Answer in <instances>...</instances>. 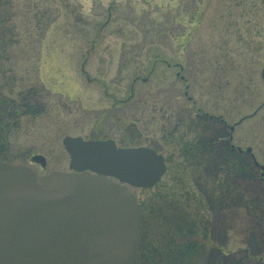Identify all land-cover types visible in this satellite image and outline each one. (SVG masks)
I'll return each instance as SVG.
<instances>
[{
    "label": "rangeland",
    "instance_id": "374dc122",
    "mask_svg": "<svg viewBox=\"0 0 264 264\" xmlns=\"http://www.w3.org/2000/svg\"><path fill=\"white\" fill-rule=\"evenodd\" d=\"M3 1L11 33L1 35L7 46L0 93L14 100L16 117L4 121L0 159L43 156L44 176L71 171L67 136L109 133L122 143L142 138L160 147L158 109L168 94L172 109L187 117L233 125L257 111L236 128L229 148L223 125L201 118L219 160L201 184L177 168L171 146L161 183L131 191L144 209L141 246L150 245L152 264H264V0ZM173 71L185 81L177 77L170 87ZM232 146L251 148L259 168ZM188 204L209 229L206 242L178 214Z\"/></svg>",
    "mask_w": 264,
    "mask_h": 264
},
{
    "label": "water",
    "instance_id": "95a60500",
    "mask_svg": "<svg viewBox=\"0 0 264 264\" xmlns=\"http://www.w3.org/2000/svg\"><path fill=\"white\" fill-rule=\"evenodd\" d=\"M63 145L70 172L40 177L30 163L0 160V264H133L142 208L131 187H154L164 158L113 140ZM32 161L46 166L43 156Z\"/></svg>",
    "mask_w": 264,
    "mask_h": 264
},
{
    "label": "flooded vegetation",
    "instance_id": "af4514ba",
    "mask_svg": "<svg viewBox=\"0 0 264 264\" xmlns=\"http://www.w3.org/2000/svg\"><path fill=\"white\" fill-rule=\"evenodd\" d=\"M171 69V67H170ZM181 69V67H180ZM83 75L85 77V79L88 81V83H91V78L89 77L88 74H86V71H82ZM182 71L179 72H175L174 73V81L171 83L170 87H174L175 86V80L177 79V77H179L180 79H182L183 81H185V79L181 76ZM164 82H166L165 78H164ZM135 84V80L132 82L131 85V91L133 90V86ZM169 88V87H168ZM58 89V93L60 95V97H66L67 95L65 94V92L63 90H61V88H57ZM186 89H189V86H186ZM107 92V89L105 90ZM170 91V90H169ZM188 91L186 92L185 96H187ZM108 97H110L109 99H112L113 101H116L115 98H113L110 94H107ZM133 95H131V98L128 100H123V101H119V104H128L131 100H132ZM167 97V96H166ZM61 100V99H59ZM188 100L191 101V98L188 96ZM118 102V101H117ZM36 103H34L33 105H30L28 107V111H27V115H30L31 112L33 113L34 110V105ZM175 104V100L172 99V97L168 94L167 98H164L160 101L159 104V119H158V125H159V129L162 133V138H161V148L160 147H156L155 144H142L143 142H141L142 138H139V141H131L130 143H122L121 141H118L116 139L113 138V136L109 135V133L107 134H101L99 133L102 137H98L96 138H92V137H83L84 140H113L117 147L119 148H130V147H148L151 148L153 150H155L158 154L162 155L166 164V172L164 174V176L168 173V171L170 170L171 167V163H169V158H168V148H170L171 146L174 149V152L176 154L177 160H176V166L179 170H191L192 172V177H196V183L195 184H201V181L204 180V177L207 175L206 173H213L214 171H217L216 169L214 170L215 166H219V160L217 162H215V158H214V144H211V139L206 135V132L208 131V129H206L207 127V123L202 121V119H206L207 121H217L219 122L221 125H223V127L225 128L226 134H225V142L229 146H231V125H229V123L227 121H225L223 119V117H214V116H202L201 114H198L196 118H193V116H184L183 114L181 115L179 110L176 108H173V105ZM167 107V109H166ZM125 115V116H124ZM130 115L129 113V109L128 107L125 108L124 114H122L123 117H125V121L128 122V116ZM116 116V115H115ZM251 116V115H250ZM250 116H247L249 118H251ZM114 116H112L113 118ZM247 117H243V118H247ZM121 118V117H120ZM188 118V119H187ZM202 118V119H201ZM242 118V119H243ZM246 120V119H244ZM239 122V121H238ZM129 123H132V121H130ZM237 123V122H236ZM234 123V124H236ZM243 123V122H242ZM241 123V124H242ZM233 124V125H234ZM241 124L237 125L236 128L238 126H240ZM105 128V126H103ZM236 130V129H235ZM224 141V138H223ZM228 148L225 151L224 155H228ZM232 149L234 150H238V154L240 157H243L245 155L251 156L252 159L250 160V162H248V167H251V165L253 164V166H256L259 168V166L256 164V159L255 157L252 155V152H247V151H243L241 149H236V147L232 146ZM37 170L38 169H43L41 167L40 164H36ZM39 172V171H38ZM40 174V173H39ZM41 175V174H40ZM42 176V175H41ZM164 176L162 177V179L164 178ZM162 179L160 180L159 183H161ZM158 183V185H159ZM198 197V195H196ZM187 202V200H186ZM182 203V202H181ZM143 208V207H142ZM188 209H186V211H182V209L180 208L181 211L178 212V214H181L182 216V220H185L187 222L188 225H190V228L192 229L191 231V235H196L198 236L201 232V234L203 235V242H206L208 240V228L205 226L202 230L201 226L198 224V222L195 220L194 216H196V214H201L196 210L193 209L191 205L188 204L187 206ZM144 210V209H143ZM201 216V215H200ZM195 220H193V219ZM142 238L143 240H145L143 233L141 234V242H140V246L142 245ZM147 241V240H146ZM138 248V252H137V256H136V260L134 262V264H152L151 263V259L150 257L147 258V254L146 252H148L150 245L148 244H144L143 246H141ZM142 250L143 252L141 253Z\"/></svg>",
    "mask_w": 264,
    "mask_h": 264
},
{
    "label": "trees",
    "instance_id": "16d2710c",
    "mask_svg": "<svg viewBox=\"0 0 264 264\" xmlns=\"http://www.w3.org/2000/svg\"><path fill=\"white\" fill-rule=\"evenodd\" d=\"M7 3V0H5ZM4 1L0 0V71H3L5 60L2 57L3 52L6 49L7 41L2 37L9 36L11 31L7 28V22L9 15L3 14V10L1 9ZM16 117V105L14 104V100L4 98L0 93V143H3L4 138V121H7L10 118ZM3 159V158H1ZM5 160V159H4ZM143 233V227H142ZM143 240V238H142ZM141 247V246H140Z\"/></svg>",
    "mask_w": 264,
    "mask_h": 264
}]
</instances>
